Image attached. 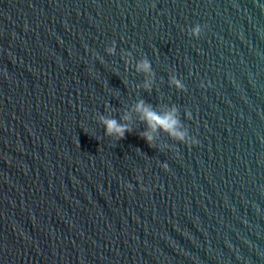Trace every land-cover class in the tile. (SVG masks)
<instances>
[{"label":"water","instance_id":"water-1","mask_svg":"<svg viewBox=\"0 0 264 264\" xmlns=\"http://www.w3.org/2000/svg\"><path fill=\"white\" fill-rule=\"evenodd\" d=\"M0 264H264V0H0Z\"/></svg>","mask_w":264,"mask_h":264},{"label":"clouds","instance_id":"clouds-1","mask_svg":"<svg viewBox=\"0 0 264 264\" xmlns=\"http://www.w3.org/2000/svg\"><path fill=\"white\" fill-rule=\"evenodd\" d=\"M202 31V26L200 24H195L189 29V33L193 37H198ZM115 42L113 41V45ZM115 51L114 47H108L107 52L113 54ZM136 70L138 72H144L151 74V64L147 59H141L137 65ZM171 84L174 85L179 90H184L185 86L176 77H172L170 80ZM146 89L150 88L148 83L144 84ZM203 87V85H201ZM132 112L136 113V119L143 122L146 126L145 130L139 135L153 147L157 135L159 132H164L169 138L175 141H179L185 144H195L197 141L189 136L187 128L184 126L180 119L179 110L176 106H171L167 110L157 111L151 104L146 103L144 100H138L133 106ZM185 117L190 118V114L185 111ZM124 122H120V121ZM132 116L131 113L126 112L121 116L120 120L108 117L104 115L99 116V121L104 125L105 134L107 136L113 137L116 140L123 139L126 132H130ZM163 168L167 169V164L162 165ZM139 179V177H137ZM127 187L131 188L132 185L128 184Z\"/></svg>","mask_w":264,"mask_h":264}]
</instances>
